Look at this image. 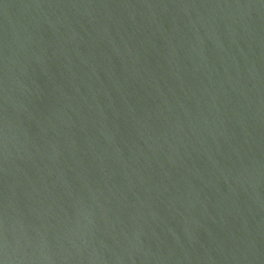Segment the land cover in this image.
Returning <instances> with one entry per match:
<instances>
[{
    "label": "water",
    "instance_id": "95a60500",
    "mask_svg": "<svg viewBox=\"0 0 264 264\" xmlns=\"http://www.w3.org/2000/svg\"><path fill=\"white\" fill-rule=\"evenodd\" d=\"M0 264H264V0H0Z\"/></svg>",
    "mask_w": 264,
    "mask_h": 264
}]
</instances>
